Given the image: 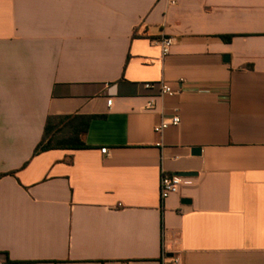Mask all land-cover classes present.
<instances>
[{
    "label": "crops",
    "instance_id": "1",
    "mask_svg": "<svg viewBox=\"0 0 264 264\" xmlns=\"http://www.w3.org/2000/svg\"><path fill=\"white\" fill-rule=\"evenodd\" d=\"M176 1L0 0V264H264V0Z\"/></svg>",
    "mask_w": 264,
    "mask_h": 264
},
{
    "label": "built area",
    "instance_id": "2",
    "mask_svg": "<svg viewBox=\"0 0 264 264\" xmlns=\"http://www.w3.org/2000/svg\"><path fill=\"white\" fill-rule=\"evenodd\" d=\"M170 2H171V4H176L177 1L176 0H170ZM174 42H175V39L171 36H164L159 40V43L161 45L162 52L164 55L169 53ZM145 86L147 88H153V87H156L157 84L152 83V82H147V83H145ZM159 88H160V92L164 93V94L174 95V94L179 92L178 89L173 88L168 82H161V84L159 85ZM112 102H113L112 97H109L108 98V105L111 106ZM180 121H181V116L178 113H176L171 118L163 119L158 125H156L155 131L161 132L165 128H167L169 125L179 124ZM101 151L104 154H108L109 149H108V147H103L101 149ZM182 184H183V177L182 176L176 175V174H171V173H168L165 171L162 172L161 181H160V194H161L162 203H164V201L167 198H169L172 194L177 193L180 190ZM163 257H164V259L168 258L167 251L165 249L163 251ZM179 260H180V257L176 256V257H174L173 262L178 264Z\"/></svg>",
    "mask_w": 264,
    "mask_h": 264
},
{
    "label": "trees",
    "instance_id": "3",
    "mask_svg": "<svg viewBox=\"0 0 264 264\" xmlns=\"http://www.w3.org/2000/svg\"><path fill=\"white\" fill-rule=\"evenodd\" d=\"M223 38L227 41H231L233 36L227 35V36H223ZM55 120H56V117H53V116L48 117L43 138L38 143V145L36 146L35 151H34V155L40 154L43 151H46V150L51 149V148H56L58 146V144L60 142L59 135L60 134L63 135L66 131V128L60 127V126L51 127L52 123H54ZM64 143H65V145H63V146H68V147H72V148H74V146L80 147V148L86 146L85 143L80 141V140L78 141V144H74V143L70 144L68 142H64ZM14 173H15V171L7 172V173H1L0 178L3 175L14 174Z\"/></svg>",
    "mask_w": 264,
    "mask_h": 264
},
{
    "label": "water",
    "instance_id": "4",
    "mask_svg": "<svg viewBox=\"0 0 264 264\" xmlns=\"http://www.w3.org/2000/svg\"><path fill=\"white\" fill-rule=\"evenodd\" d=\"M194 153H200L201 152V148L200 147H196L193 149ZM178 175L180 176H188V175H192L193 172L192 171H184V172H177Z\"/></svg>",
    "mask_w": 264,
    "mask_h": 264
}]
</instances>
